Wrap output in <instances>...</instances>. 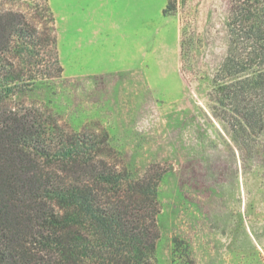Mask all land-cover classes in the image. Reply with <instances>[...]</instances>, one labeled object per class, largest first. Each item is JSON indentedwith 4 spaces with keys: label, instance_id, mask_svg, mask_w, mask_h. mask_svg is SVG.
<instances>
[{
    "label": "rangeland",
    "instance_id": "obj_1",
    "mask_svg": "<svg viewBox=\"0 0 264 264\" xmlns=\"http://www.w3.org/2000/svg\"><path fill=\"white\" fill-rule=\"evenodd\" d=\"M229 2L149 0L135 69L92 74L97 69L70 61L61 43L62 72L52 78L55 69L40 48L42 66L31 76L38 81L13 98L39 110L45 124L107 132L132 178L152 164L168 170L158 187L157 264H264V131L253 151L242 152L210 99L215 87L264 71L262 62L220 75ZM39 4L12 1L37 16L38 30L51 28Z\"/></svg>",
    "mask_w": 264,
    "mask_h": 264
},
{
    "label": "trees",
    "instance_id": "obj_2",
    "mask_svg": "<svg viewBox=\"0 0 264 264\" xmlns=\"http://www.w3.org/2000/svg\"><path fill=\"white\" fill-rule=\"evenodd\" d=\"M12 1L0 0V264H157L158 187L168 170L152 164L132 178L104 130L45 124L13 101L38 81L40 48L55 69L49 77L62 68L48 0L39 4L45 30ZM226 27L220 75L264 62V0H230ZM210 99L240 150L253 151L264 131V71L215 87Z\"/></svg>",
    "mask_w": 264,
    "mask_h": 264
},
{
    "label": "crops",
    "instance_id": "obj_3",
    "mask_svg": "<svg viewBox=\"0 0 264 264\" xmlns=\"http://www.w3.org/2000/svg\"><path fill=\"white\" fill-rule=\"evenodd\" d=\"M48 2L57 44L67 43L70 61H77L82 68L97 69L92 74L100 75L139 65L140 19L149 0Z\"/></svg>",
    "mask_w": 264,
    "mask_h": 264
}]
</instances>
